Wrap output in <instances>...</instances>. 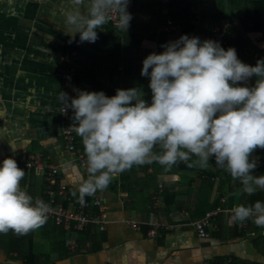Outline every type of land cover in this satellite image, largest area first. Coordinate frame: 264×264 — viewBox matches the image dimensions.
<instances>
[{
    "label": "crops",
    "instance_id": "crops-1",
    "mask_svg": "<svg viewBox=\"0 0 264 264\" xmlns=\"http://www.w3.org/2000/svg\"><path fill=\"white\" fill-rule=\"evenodd\" d=\"M163 1L162 11L153 12L154 0H129L127 11L134 26L128 29L142 33L143 42L132 50L95 53L91 47L84 49L76 64L79 90L103 91L111 97L117 89L139 87L142 98L151 103L149 78L140 74L142 62L152 52H163L161 45L183 35L179 21L173 18L175 26L169 32L162 29L169 15ZM255 1L260 0H182L175 7L189 13L191 8L196 10L199 20L188 36L203 41L224 19L242 34V16ZM67 9L68 0H0V159L24 150L44 153L46 161L59 168V182L67 185L72 196L76 192V197L88 174L63 139L60 57L79 38L77 34L69 43L71 38L64 34ZM109 25L97 33L107 36ZM258 45L240 49L239 59L256 65L264 59ZM242 50L251 56H244ZM255 81L251 78L247 84L254 86ZM77 144L84 151L79 136ZM210 173L209 166L193 172H177L174 167L165 172L155 162L133 166L107 188L86 196L104 200V230L91 223L78 233L71 225L58 228L50 219L56 226L47 220L27 234L9 231L0 234V264H264V228L252 219L229 223V210L238 204L249 205L251 197L240 189L229 201L226 181ZM253 175L260 176L262 171ZM21 187L33 201H45L41 173L25 175ZM217 207L222 211L208 228L209 236L200 238L194 222ZM127 219L137 221L139 227L129 225ZM155 222L164 227L154 237L150 230Z\"/></svg>",
    "mask_w": 264,
    "mask_h": 264
},
{
    "label": "clouds",
    "instance_id": "clouds-1",
    "mask_svg": "<svg viewBox=\"0 0 264 264\" xmlns=\"http://www.w3.org/2000/svg\"><path fill=\"white\" fill-rule=\"evenodd\" d=\"M129 0H68L65 33L72 43H94L115 12L116 27L128 30ZM163 52L143 60L141 76L149 78L151 103L142 88L103 91L74 89L70 98L60 91L71 109L72 130L82 139L87 179L79 186L84 197L107 188L114 178L133 166L158 163L165 172L179 162L206 168L210 159L242 186L243 195L264 191V175H253L257 149L264 150V59L255 66L242 62L235 48L225 50L218 41L181 35L161 45ZM256 77L254 86L247 82ZM70 101V102H69ZM195 157L196 159H193ZM191 161V162H189ZM25 171L14 158L0 166V234L18 235L41 228L52 212L42 199L21 187ZM76 195V192H73ZM229 223L252 219L264 228V202L238 204L230 210Z\"/></svg>",
    "mask_w": 264,
    "mask_h": 264
},
{
    "label": "built area",
    "instance_id": "built-area-1",
    "mask_svg": "<svg viewBox=\"0 0 264 264\" xmlns=\"http://www.w3.org/2000/svg\"><path fill=\"white\" fill-rule=\"evenodd\" d=\"M164 10L168 12L170 3L182 2V0H164ZM190 13L193 16V25H197L199 16L195 9L191 8ZM243 25L249 27L252 25V21L243 15ZM118 22V16L115 12L111 14V19L108 24L115 26ZM134 26V22L131 19L129 28ZM175 26V22L171 16H167L165 23L162 27L164 31L169 32ZM116 27V26H115ZM240 32L233 28L229 20H221L210 29L208 39L218 41L221 46H226L230 39H237L240 36ZM263 39L262 36L257 38L258 41ZM92 43L80 42L77 38L74 42L73 48L62 54L60 61L63 67L60 68L59 74L62 78L63 85L62 91L66 92L70 98L77 96V92L74 89L79 90L75 85V78L77 76V61L80 53L90 48ZM244 56H251L250 52L242 50ZM70 102V101H69ZM66 105L61 99L60 114L63 123V139L66 149L78 160L80 165L86 169V157L82 148L77 144V135L70 127L73 123L71 117L73 112L68 109L64 112ZM14 158L18 164V167L25 171V174L31 171L41 173L44 176L46 193L49 198V205L52 208V212L49 214L48 219H51L57 226L71 225L78 233L83 232L91 223L96 224L100 230H104L107 222V211L104 204V200L100 198H87L84 197L85 203L82 205L79 203L80 196H72L68 190L67 185L59 182V168L52 163L46 161V156L41 152H28L19 151L13 154L7 155L0 159V166H2L3 160L6 158ZM254 159H258V166L264 165V150L257 149L253 154ZM206 176H203V178ZM213 179V178H212ZM162 190H163V184ZM59 199H64V202H59ZM221 201H225L221 198ZM222 211V207H217L207 211L203 217L197 219L194 222V228L200 238H207L209 236L208 228L216 220L219 212ZM126 222L134 227H139V223L132 219H127ZM154 228L150 230L151 236L159 235V229L164 227L163 224L155 222ZM73 251H76L77 243H73Z\"/></svg>",
    "mask_w": 264,
    "mask_h": 264
},
{
    "label": "trees",
    "instance_id": "trees-1",
    "mask_svg": "<svg viewBox=\"0 0 264 264\" xmlns=\"http://www.w3.org/2000/svg\"><path fill=\"white\" fill-rule=\"evenodd\" d=\"M163 0H154L153 4V12L155 10H161V4ZM162 11V10H161ZM252 21V25L249 27H245L243 24V33L240 34V36L237 39H230L228 44L226 46H221L225 50H227L229 47L235 48L238 58H239V50L247 47L250 44H259L258 49L260 51L264 52V0L255 1L252 3L251 7L247 12H244ZM168 14L175 20L179 21L180 26L182 27L183 35H189L191 34L195 26L192 24L193 18L188 10H178L175 7V3H170L168 7ZM108 35H104L101 33L98 34V39L92 43L91 48L92 51L95 53H100L105 50L110 51H119V49L123 48L125 50L133 49L134 47L140 45L143 42L144 35L140 33L139 31L128 29L126 31H122L118 29L115 26L109 25L107 26ZM259 36H262L263 39L257 43V38ZM245 64L255 66V64H251L248 62H244ZM256 79V77H252ZM74 85L77 87V76L75 78ZM250 86V84H248ZM193 159H196L193 157ZM191 162V161H189ZM208 166L211 169L210 175L213 177H220L221 179H224L226 181L227 186V196L229 197V201H233L235 198L236 193L242 188L240 182L238 180H234L230 174L220 167H218L214 159H210ZM174 169L177 172L181 171H195L198 167L189 168L187 167V164L184 162H179L176 165L173 166ZM261 170L262 175H264V165L263 166H257V168L253 171L252 174L255 173V171ZM34 175V171L28 172L25 175ZM250 204H254L255 201L260 200L264 202V191L258 190L255 195L250 196ZM46 203H49V198L45 192L44 197ZM50 222H52L50 219H48ZM53 223V222H52ZM54 224V223H53ZM55 225V224H54ZM56 226V225H55ZM58 227V226H56ZM64 227V225L62 226ZM58 228H61L60 226ZM32 242L34 243V235L32 236Z\"/></svg>",
    "mask_w": 264,
    "mask_h": 264
},
{
    "label": "rangeland",
    "instance_id": "rangeland-1",
    "mask_svg": "<svg viewBox=\"0 0 264 264\" xmlns=\"http://www.w3.org/2000/svg\"><path fill=\"white\" fill-rule=\"evenodd\" d=\"M242 57V60L244 61V59H243V56H241ZM63 67V66H62ZM249 82V81H248Z\"/></svg>",
    "mask_w": 264,
    "mask_h": 264
}]
</instances>
